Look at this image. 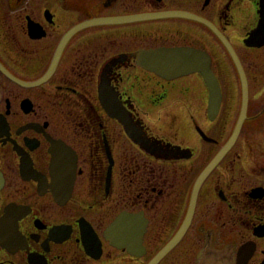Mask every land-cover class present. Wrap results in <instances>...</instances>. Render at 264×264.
<instances>
[{
	"label": "flooded vegetation",
	"instance_id": "obj_1",
	"mask_svg": "<svg viewBox=\"0 0 264 264\" xmlns=\"http://www.w3.org/2000/svg\"><path fill=\"white\" fill-rule=\"evenodd\" d=\"M195 3L0 0V264H264V42L245 43L255 27L264 33V0ZM169 10L208 24L165 15L71 32L86 19ZM212 27L241 62L246 114L195 189L242 108ZM158 47L210 54L215 113L198 72L166 77L137 64ZM116 109L156 146L134 141ZM152 114H168L173 135Z\"/></svg>",
	"mask_w": 264,
	"mask_h": 264
},
{
	"label": "water",
	"instance_id": "obj_2",
	"mask_svg": "<svg viewBox=\"0 0 264 264\" xmlns=\"http://www.w3.org/2000/svg\"><path fill=\"white\" fill-rule=\"evenodd\" d=\"M165 15H177V16H188L190 18L196 19L200 22L207 23L208 21L196 14H191L186 11H177V10H169V11H158V12H145L142 14H136L129 17H115L110 18L109 22L113 21H126V20H140L145 18H155V17H161ZM108 20L105 19V17H95L91 19H86L82 21L81 23L75 25L71 32L74 31L77 28L84 27L87 25H93V24H101L106 23ZM214 29V27H212ZM214 32L216 35L220 38L222 35L219 31L214 29ZM261 37L264 39V34L261 35ZM223 38V37H222ZM264 40H259L258 42L251 43V45L254 44H262ZM228 51L230 55L232 56V59L235 63V66L237 68V71L239 73V77L242 83V111L239 118V121L237 123L236 128L230 135V137L227 140L226 145L216 154L213 161L204 169V171L198 176L196 181V187L198 186L199 182L202 180V178L209 172V170L213 167V165L216 163V161L225 153V151L230 147V145L234 142L236 136L239 133V129L241 126V122L244 119V113L246 109L247 104V84H246V77L244 70L242 68L241 62L236 55V53L232 50V48L227 45ZM138 58L142 60H146V64L144 66L150 70H153L163 76L166 77H174L176 75L185 74V73H191V72H198L203 80L205 85L208 87V90L210 92L209 97V105L212 109L210 112L215 113V110L218 107V102L220 98V89H219V81L215 74L210 69V56L208 53L201 49L196 48H187V47H178L177 49H154V50H141L138 53ZM183 59H187L184 61ZM109 93L106 94V98L103 97L104 100L110 101V96H108ZM121 113H114V115L120 122L124 124V127L126 131L129 133L131 138L136 141L140 146L142 145V136L139 133V130L136 128L135 124L132 123L129 117H123V114ZM144 147V146H143ZM148 149V147H145ZM3 177L0 173V187L2 186ZM193 202V201H192ZM8 210V209H6ZM7 217L6 215L3 217L5 219ZM188 220V219H187ZM187 220L184 224H186ZM1 224V222H0ZM177 239V238H175ZM139 241V239H138ZM138 244V243H136ZM133 253V252H132Z\"/></svg>",
	"mask_w": 264,
	"mask_h": 264
},
{
	"label": "bare ground",
	"instance_id": "obj_3",
	"mask_svg": "<svg viewBox=\"0 0 264 264\" xmlns=\"http://www.w3.org/2000/svg\"><path fill=\"white\" fill-rule=\"evenodd\" d=\"M142 14V13H141ZM134 15H136V14H134ZM129 16H133V15H125V16H115V17H129ZM115 17H105V19H107L108 21L106 22V23H109V21H110V18H115ZM103 18V17H102ZM126 21H131V20H126ZM113 22H124V21H113ZM262 24H263V22H262ZM262 29V28H261ZM262 34H264V33H262L261 31H258L257 29H256V27L253 29V32L252 33H250V34H248L246 37H245V43L246 44H249V45H251V43H254V42H258L259 40H264L262 37H261V35ZM221 37L219 38L218 36V39L220 40V42L224 45V47L225 48H227L228 46L227 45H229L231 48H232V50L235 52V50H234V48H233V46H232V44H231V42L228 40V38L224 35V34H222L221 33ZM223 37V38H222ZM264 42V41H263ZM254 45H256V46H259V45H257V44H254ZM178 47H158V48H156V49H177ZM228 49V48H227ZM148 50H154V49H148ZM208 55L210 56V54L208 53ZM231 57V59H232V56H230ZM210 58H211V56H210ZM184 61H186L187 59H183ZM137 64H140V65H143L144 66V64H146V60H140L138 57H137ZM209 65H210V69H211V63H209ZM212 70V69H211ZM212 72H213V70H212ZM185 74H187V73H185ZM180 75H184V74H180ZM180 75H176V76H174V77H177V76H180ZM246 77V76H245ZM246 84H247V80H246ZM240 85H241V91H242V83H241V80H240ZM219 89H220V98H219V102H218V106H219V104H220V100H221V87H220V84H219ZM208 97H210V92H209V90H208ZM111 112H109L111 115L112 114H114V113H121V114H123V117H129V115L128 114H126V113H124V112H122V110H118V109H116L115 111H112V110H110ZM241 111H242V108H241V110H240V113H239V116H238V121H239V118H240V115H241ZM120 114V115H121ZM244 114H246V109H245V113ZM112 116H114V115H112ZM245 116V115H244ZM115 117V116H114ZM116 118V117H115ZM238 121H237V123H238ZM243 121V120H242ZM241 124H242V122H241ZM236 126H237V124H236ZM236 126L234 127V129L236 128ZM241 127V126H240ZM234 129H233V131H234ZM232 131V132H233ZM239 131H240V129H239ZM232 134V133H231ZM149 140L146 138V137H143L142 136V145L144 146V147H148V149H149V147L152 145V146H156V143H151V145H149ZM154 148V147H153ZM206 176V175H205ZM204 176V177H205ZM203 177V178H204ZM202 178V179H203ZM2 184H3V182H2ZM195 186H196V184H195ZM2 187V186H1ZM0 187V188H1ZM2 229V227H1V225H0V232L1 233H3V231L1 230ZM133 251H135V250H133Z\"/></svg>",
	"mask_w": 264,
	"mask_h": 264
},
{
	"label": "rangeland",
	"instance_id": "obj_4",
	"mask_svg": "<svg viewBox=\"0 0 264 264\" xmlns=\"http://www.w3.org/2000/svg\"><path fill=\"white\" fill-rule=\"evenodd\" d=\"M197 2H198V0H196L195 4H197ZM225 57L228 59V57L226 55H225ZM190 76H192V75H190ZM200 88H201L200 90H203L202 87H200ZM247 91H248V88H247ZM169 117L170 116L168 114H152V115H150L149 119L152 118V120H154V123L157 124V125L161 124V122H162V124H164V126L167 128V130H165V134H167V132H170L172 134L175 131V129H173V127L171 128V126L168 125L169 124V122H168L169 121ZM174 118H176V117L174 116ZM179 122H180L179 119L176 118V123H179ZM163 133H164V130H163ZM227 133H229V129L227 130L226 135H227ZM184 138H186V135L179 134V136H178L179 140L182 139L184 141Z\"/></svg>",
	"mask_w": 264,
	"mask_h": 264
}]
</instances>
